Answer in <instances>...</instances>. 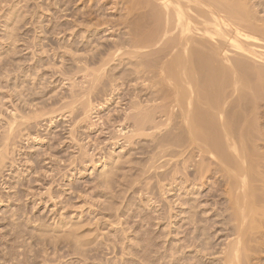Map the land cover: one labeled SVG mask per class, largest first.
Instances as JSON below:
<instances>
[{"label": "rangeland", "instance_id": "1", "mask_svg": "<svg viewBox=\"0 0 264 264\" xmlns=\"http://www.w3.org/2000/svg\"><path fill=\"white\" fill-rule=\"evenodd\" d=\"M100 1L105 2L7 0V9L0 11V137L12 105L17 104L26 112L33 107L58 108L61 97L68 92L67 87L71 83L68 79L62 81L73 74H62V70L67 71L73 65L74 71L77 70L71 52L73 46L77 50L75 56L89 58L97 55L98 58L101 54L97 52L110 48L114 38H118L117 34L128 37V29L114 22L120 16L123 18V13L110 8L112 1L100 9L102 12L99 11L98 18L92 13L94 18L90 16V24L88 20L81 24L82 11H86V7L93 8L92 11L98 10ZM248 3L262 24L264 0H248ZM63 8L64 12L59 10ZM101 17L113 19L114 23H102L103 26L98 25L100 30L95 31L98 27L93 24ZM78 23L82 26H78ZM86 24L90 25V31ZM55 25H61L63 30ZM254 43L257 54L264 51L263 41ZM231 56L242 57L238 53H231ZM132 57L130 59L134 60L135 57ZM246 59L256 63L260 61L253 57ZM97 60L90 63V73L101 66L103 59ZM116 62H110L107 67ZM76 77L80 80L82 72H78ZM124 78L126 81L131 79L127 74ZM97 83L99 88L94 90L92 96L98 108L91 118L82 115L74 120L71 116L59 115V110L49 113L54 116L52 122L48 121L50 116L47 114L32 121L34 135L44 140L41 143L22 142L24 147L20 152L23 161L32 155L36 159V167L29 168L30 163H26L23 167L10 170L12 175L7 174L2 182L6 184H0V264H179V261L187 264L196 260L195 257L188 261L194 255V248L186 244L193 240L194 233L183 219L180 205L183 200H192L189 204H183L190 208L197 196L193 193L177 196L181 192L171 185L175 181V159H170L163 168L154 169L151 166L153 155L159 153L157 144L162 131L152 136L135 137L131 144L126 143L128 145H122L125 141L122 139L115 145L116 139L112 136H118V133L113 123L118 113H122L127 100L124 97L115 98L102 108L96 102H101L105 97L102 87L103 90L107 86L111 88V84L106 76ZM74 121L75 138L69 133L72 130L69 123ZM96 122L99 124L97 128L93 125ZM113 151L117 158L115 163L122 162L118 164L123 165L116 164L111 171L112 180L106 181L101 177L102 162L105 157L109 159ZM50 152L56 154L55 161H42ZM169 158L166 155L161 160L165 162ZM253 158L264 161L256 156ZM112 165L109 159L107 167ZM263 166L259 165L256 171H263ZM218 178L215 174L210 175V184L207 182L201 190L200 200H204V208L210 213L200 216L203 219L201 224L209 227L207 231L210 237L206 240L210 249L201 255L204 264H222L220 259L225 255L223 248L229 239L234 238L230 235L232 226L223 228L221 222L228 219L236 223L234 212L231 213L230 209V204L233 206L230 203L234 198L231 195L233 190H230L227 180ZM251 243L253 246L254 243ZM257 249L259 253L257 250L246 252L250 253L247 254L252 262L264 264V258L260 259L264 257V245ZM246 257L244 262H248Z\"/></svg>", "mask_w": 264, "mask_h": 264}, {"label": "bare ground", "instance_id": "2", "mask_svg": "<svg viewBox=\"0 0 264 264\" xmlns=\"http://www.w3.org/2000/svg\"><path fill=\"white\" fill-rule=\"evenodd\" d=\"M111 1L113 6L110 8L123 13V18L120 16L114 22L128 29V37L119 33L112 46L107 48L108 52H97L101 54L98 58L103 59V62L92 73L89 72V66L98 61L97 55L90 54L92 56L89 58L81 54L75 56L77 50L73 46L71 52L77 70L74 71V63L73 68L62 70V74H73L62 81L68 79L71 83L68 84V92L61 97V105L56 102L58 108L33 107L26 112L13 103L0 137V184L6 180L7 174L12 175L10 170L23 167L26 163H30L29 168L36 167V159L32 155H28L25 162L20 152L24 147L22 142L41 143L44 140L34 135L32 121L59 110V115L71 116L74 120L82 115L91 118L98 108L92 93L99 86L97 82H102L106 76L111 88L107 86L103 90L102 87L105 97L96 103L103 108L115 98L124 97L127 100L122 113H118L113 123L118 133V136H112L116 139L114 144L125 139L122 145H128L126 143L131 144L135 137L152 136L162 131L157 144L159 153L152 157V168H163L170 159H175V181L171 185L181 192L177 196L183 193L197 196L190 208L183 204H189L192 200L179 202L182 204L180 213H183V219L194 233L193 240L185 244L194 248V255L188 261L195 257L196 260L187 264H204L201 255L210 249L206 241L210 238L207 231L209 227L203 226V219L200 218L203 213L209 212L200 198L202 188L207 182L210 184L209 177L214 174L227 180L230 190H233L231 195L234 198L230 199L233 206L230 204V209L236 220L235 224L228 219L221 221L223 228L232 226L230 235L234 238L225 244L222 251L225 255L220 262L256 264L251 261L248 252L257 250L259 253L257 248L264 245V169H260L263 174L256 171L259 165H264V161L253 158L264 159V51L257 54L254 42H264V22L259 23L248 0H105L97 4L98 10L92 11L93 8L88 7L86 11L81 10V24H85L86 20L90 24L92 13L98 18L102 12L100 9ZM8 4L7 0H0V11ZM59 10L64 12V8ZM65 10L68 9L65 7ZM112 20L101 17L93 25L99 28L102 23H114ZM89 24L86 25L90 31ZM59 26L56 27L62 29ZM98 28L95 31H99ZM147 48L149 50L143 51ZM231 53H238L242 57H232ZM130 57L135 58L132 60ZM247 57L259 58L260 61L256 63ZM112 61L117 62L107 67ZM78 72H82L80 80L76 77ZM126 74L131 77L128 81L124 80ZM48 121H54V116H50ZM69 124L72 127L69 133L74 135L76 123ZM93 125L97 128L99 124L96 122ZM166 155L170 158L162 162L161 159ZM55 156V153L50 152L42 161L49 159L52 163ZM114 156L113 151L109 157L113 167H107L109 159L101 157L104 158L101 177L106 181L112 180L111 171L116 164L122 163H115L117 158ZM178 173L180 175L176 176ZM251 242L253 246L249 244ZM245 257L248 262H244Z\"/></svg>", "mask_w": 264, "mask_h": 264}]
</instances>
